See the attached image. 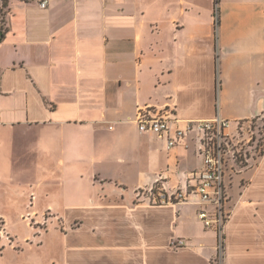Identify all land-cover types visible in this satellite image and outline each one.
I'll return each mask as SVG.
<instances>
[{"label":"crops","instance_id":"crops-1","mask_svg":"<svg viewBox=\"0 0 264 264\" xmlns=\"http://www.w3.org/2000/svg\"><path fill=\"white\" fill-rule=\"evenodd\" d=\"M40 1L8 0L0 35V203L24 204L40 177L74 182L64 193L76 197L62 229L24 222L19 236L5 221L18 249L3 243L0 260L214 264L198 206L134 194L159 173L182 183L199 158L133 120L145 105L183 120L263 117L264 0ZM222 264H264V151L225 222Z\"/></svg>","mask_w":264,"mask_h":264},{"label":"built area","instance_id":"built-area-1","mask_svg":"<svg viewBox=\"0 0 264 264\" xmlns=\"http://www.w3.org/2000/svg\"><path fill=\"white\" fill-rule=\"evenodd\" d=\"M39 5L45 7L47 0H41ZM214 13L217 18L216 5ZM133 121L139 132L154 134L165 142L168 150L178 146L186 150L191 148L200 160V165L190 170L182 183L168 186L167 177L159 173L152 183L134 190L135 200L159 205L198 206V219L216 235L213 262L222 264L224 226L229 216L226 209L228 183L232 175L249 167L251 160L258 159L263 153L260 138H255V130L259 128L245 127L241 121L232 124L218 114L211 118L183 120L171 109L150 105L140 107ZM186 244V239L176 238L170 245Z\"/></svg>","mask_w":264,"mask_h":264},{"label":"rangeland","instance_id":"rangeland-1","mask_svg":"<svg viewBox=\"0 0 264 264\" xmlns=\"http://www.w3.org/2000/svg\"><path fill=\"white\" fill-rule=\"evenodd\" d=\"M263 123L264 116L261 118H253L248 122L241 121V125H244L245 127H248L250 125L251 127H253V129L259 128L255 130L257 132L255 134V138H260V148H264V128H262ZM256 161L257 158L256 160H251L249 167L244 168L236 175H232V181L228 183L229 199L226 205V209L229 213H231L233 204L237 200L238 194L241 193L247 182L250 168L253 167ZM38 181L39 185L37 188L34 186L35 189L33 190V192L31 191V189L27 188L22 190V192L20 193V202L24 198V204L19 203L18 205L13 206L5 202L0 203V213L6 216L4 217L3 215H0V245L5 243L8 244L12 249H18V245L15 242L14 237L7 231L5 221L12 222L11 228L19 236H23L25 234L24 222H27L34 227L39 226L42 229H46L48 226L62 229V221H64L61 214L62 207L64 205L63 203L72 200V197L73 199L74 197H76L75 193H68L72 195H66L64 192L69 190L74 191L75 183H64L67 180L61 177L55 178V184H51V181L44 177L36 179V182ZM7 197L9 196H6V198ZM49 205H51V207H48ZM47 250L48 248L46 245L42 249V251L46 252ZM35 255L37 254L35 253ZM44 255L45 254H41V257ZM18 263L19 257H16V255L11 252H8V254L4 257L3 262L0 260V264Z\"/></svg>","mask_w":264,"mask_h":264},{"label":"trees","instance_id":"trees-1","mask_svg":"<svg viewBox=\"0 0 264 264\" xmlns=\"http://www.w3.org/2000/svg\"><path fill=\"white\" fill-rule=\"evenodd\" d=\"M8 0H0V35L3 36L4 33V16L6 13Z\"/></svg>","mask_w":264,"mask_h":264}]
</instances>
